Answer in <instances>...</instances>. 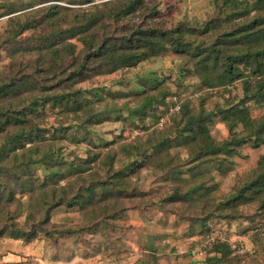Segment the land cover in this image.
I'll return each instance as SVG.
<instances>
[{
	"label": "trees",
	"instance_id": "1",
	"mask_svg": "<svg viewBox=\"0 0 264 264\" xmlns=\"http://www.w3.org/2000/svg\"><path fill=\"white\" fill-rule=\"evenodd\" d=\"M95 1L0 0V239L58 242L151 208L189 223L181 239L196 237L189 260L177 264H264L251 259L264 246V154L230 192L216 194L213 182L215 173L234 169L243 146L264 145V114L253 118L249 106L264 108V0H244L232 12L219 5L207 20L175 28L153 23L159 12L145 0ZM169 53L192 61L208 91L230 93L240 81L242 97L198 110L184 99L159 128L147 127L145 117L157 122L159 99L167 114L180 94L167 101L156 71L138 77L134 107L128 96L118 104L106 87L89 86ZM218 120L229 130L221 140L211 133ZM125 121L143 133L108 141L98 129ZM142 169L156 176L151 191L139 184ZM61 209L79 210L84 223L54 221ZM243 217L254 254L239 253L240 244L219 228ZM215 233L226 240L209 243L199 256ZM149 244L150 255L135 264H161Z\"/></svg>",
	"mask_w": 264,
	"mask_h": 264
},
{
	"label": "rangeland",
	"instance_id": "2",
	"mask_svg": "<svg viewBox=\"0 0 264 264\" xmlns=\"http://www.w3.org/2000/svg\"><path fill=\"white\" fill-rule=\"evenodd\" d=\"M224 1L145 0V7L155 8V11L159 12L155 16L156 20L152 22L163 28H175L180 24L193 27L195 22H202L210 18L219 5H222L229 12L244 7V0H229L228 3H224ZM150 15L151 12H147L145 17L149 19ZM3 22L4 20L1 21V24ZM151 71H156L157 75L163 79L164 84L161 88L167 93V101L171 95L180 94L178 97L182 102L184 99L190 98L195 110L202 106L210 109L216 104L226 103V98L230 97L233 100L241 98L243 95L240 81L237 82V86L228 88L230 93L224 89L208 91L207 88L202 87L194 63L171 53L146 60L135 68L99 77L89 86L106 87L107 90L116 94L115 99L119 100L118 104L125 101L128 96L126 99L134 107L140 103V98L132 93L137 86L138 77L147 76ZM157 92L150 91L151 94ZM159 103L160 108L157 114L161 119L156 122L148 114L145 117L147 127L161 128L162 125L171 123L172 119L168 113L166 114V106L162 103L161 98ZM249 106L253 118H259L264 114V108L259 107L254 102ZM127 115L128 112L125 111V116ZM51 120L53 121L52 118ZM123 124L124 127L118 122H106L98 129L108 141L126 139L131 141L139 133H143V130L136 129V126L132 125L130 121H125ZM139 127L143 126L139 125ZM211 133L221 140L229 135V130L224 123L218 120L212 127ZM115 145L116 143L112 146ZM263 154L264 145L257 149L250 145L243 146L240 155L234 159V169L230 173L226 176L215 173L213 182L216 187V194L230 192L234 185L241 182L243 178L249 177ZM154 177L156 176H153L148 170L142 169L139 184L142 188L151 191L158 184ZM167 189L163 188L162 190ZM237 210L236 212L239 213L240 210ZM242 210L248 211L247 208H242ZM53 218L54 221L65 223L66 226H81L84 223L82 213L77 209H61L55 213ZM245 219L243 217V220L232 222V226L224 225L219 228L231 242L238 243L245 248H251L254 242L250 231L247 232ZM109 223L106 230H101L98 233L79 231L74 235L60 239L58 242L38 239L26 243L21 240L0 239V264H135L139 259L150 255L151 250L147 248L149 243H154V247L159 249L156 253L163 259L161 264L167 262L177 264L180 259L183 262L186 259L189 260L192 241H196V237L188 239L183 235V239L180 238V234L184 233L189 223L178 222L176 216L154 212L151 208L145 210L144 213L130 211L125 219L117 223L116 227L111 221ZM245 229L246 233L244 232ZM172 247L174 250L171 251ZM254 257L264 258L263 245L257 246V252L251 256V259Z\"/></svg>",
	"mask_w": 264,
	"mask_h": 264
},
{
	"label": "built area",
	"instance_id": "3",
	"mask_svg": "<svg viewBox=\"0 0 264 264\" xmlns=\"http://www.w3.org/2000/svg\"><path fill=\"white\" fill-rule=\"evenodd\" d=\"M181 107H182V101L178 97L173 96L172 97V102L169 105L168 115L171 116V115H174V114L178 113L181 110ZM163 123H164V121H163ZM207 238H208L207 242H205L204 244H202L198 248L199 249L198 250L199 251V256L203 255L202 248L207 246L209 243L215 242L218 239L226 240V237H224V235H222L221 233H215L213 235H208ZM238 249H239V253H241V254H244V253H247V252L248 253H253V247L245 248V247L239 245Z\"/></svg>",
	"mask_w": 264,
	"mask_h": 264
}]
</instances>
